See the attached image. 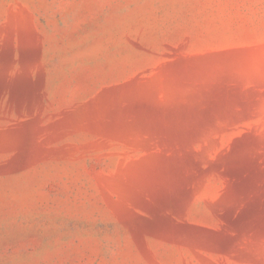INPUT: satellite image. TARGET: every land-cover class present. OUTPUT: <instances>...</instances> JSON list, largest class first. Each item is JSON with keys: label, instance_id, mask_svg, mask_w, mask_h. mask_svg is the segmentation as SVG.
Returning a JSON list of instances; mask_svg holds the SVG:
<instances>
[{"label": "rangeland", "instance_id": "rangeland-1", "mask_svg": "<svg viewBox=\"0 0 264 264\" xmlns=\"http://www.w3.org/2000/svg\"><path fill=\"white\" fill-rule=\"evenodd\" d=\"M0 264H264V0H0Z\"/></svg>", "mask_w": 264, "mask_h": 264}]
</instances>
